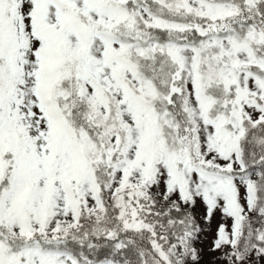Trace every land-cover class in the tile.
I'll use <instances>...</instances> for the list:
<instances>
[{
	"label": "snow or ice",
	"instance_id": "snow-or-ice-1",
	"mask_svg": "<svg viewBox=\"0 0 264 264\" xmlns=\"http://www.w3.org/2000/svg\"><path fill=\"white\" fill-rule=\"evenodd\" d=\"M0 264H264V0H0Z\"/></svg>",
	"mask_w": 264,
	"mask_h": 264
}]
</instances>
